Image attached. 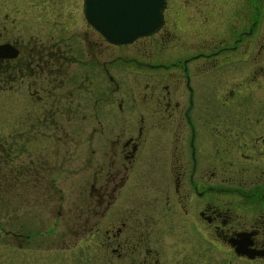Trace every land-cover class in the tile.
Returning a JSON list of instances; mask_svg holds the SVG:
<instances>
[{"label":"flooded vegetation","instance_id":"af4514ba","mask_svg":"<svg viewBox=\"0 0 264 264\" xmlns=\"http://www.w3.org/2000/svg\"><path fill=\"white\" fill-rule=\"evenodd\" d=\"M203 2L209 23L178 17L172 30L164 14L140 37L141 58L125 51L100 60V33L86 20L96 38L84 45L75 33L65 37V24L54 34L49 26L46 43L25 41L16 26L0 41L16 50L0 57V82H24L40 97L44 79L46 131L68 154L85 137L90 149L76 169H90L89 180L63 188L46 173V203L58 206L53 226L71 231L57 230L53 247L46 228V254L61 250L73 264H264V0ZM235 12L248 20L225 28ZM116 58L132 62V81L119 76ZM1 157L0 187L21 174L3 170ZM5 235L28 248V232Z\"/></svg>","mask_w":264,"mask_h":264},{"label":"rangeland","instance_id":"374dc122","mask_svg":"<svg viewBox=\"0 0 264 264\" xmlns=\"http://www.w3.org/2000/svg\"><path fill=\"white\" fill-rule=\"evenodd\" d=\"M81 1L0 0V30H3L4 25L9 28L7 34H4L5 32L2 34L0 41L12 38L14 35L12 27L16 26L20 28L18 32L25 38V41L27 38L33 37L35 42L46 43L48 27L52 28L49 33L54 34V32H58L60 26L65 24L68 30L65 37L75 33L80 45L91 42V38L95 39L96 37L84 19ZM183 1L184 8L176 9V0H167L164 14L168 17L166 26L169 29L175 30L174 19H178V17L179 21L186 20L187 17L192 18V15L199 18L197 21L206 20L202 14L207 7L204 0ZM63 3L66 4V7H63ZM233 16L235 17L230 15L224 20L225 28L230 27L231 19H239L240 23L248 20L246 16L242 17L238 12H235ZM209 22L210 20H206V23ZM260 27L264 31L263 21ZM216 30L215 28L209 30L205 35L209 36L212 31ZM16 32L17 30H15V34ZM178 33L180 32L178 31ZM55 37H58V34ZM140 39L121 47L108 44L100 35L97 39L101 49L100 60L108 55L112 57L118 54L124 55L125 51H129V55L141 58L142 56L137 50L141 44ZM151 49L149 50L153 52L154 48ZM124 58L131 59L128 55H125ZM113 64L122 65L124 71L122 69L118 71V68H115L116 73L120 72L119 76H122L125 81H132L130 76L135 73L131 70L133 66L131 61L116 58ZM116 73L114 72V75ZM42 80L38 78L37 82L39 87L37 94L40 97L35 93L29 94L24 82L20 84L17 83L18 81L11 82V88L0 82V152L2 153L1 159L6 163L3 170L21 172L17 177L5 178V185L0 187V264H15L16 257L19 260L21 256L26 260V263L17 264H39L38 260L34 261L38 257L40 259L44 257L46 264H73L71 261L68 262L67 258L63 259L64 255L61 250L50 249L46 254V228L49 229L47 239L53 247L59 245V243H55L58 242L57 230H64V234L67 231V235L71 232L63 221L53 226L57 219L55 215L58 206L53 200L46 203V180H48L46 173L48 178L50 177V182L63 188L74 185L78 179L89 180L91 178L90 169H88L89 171L83 170V172L77 170L78 173L76 169L88 161L90 149L85 137L78 149L73 146V142L69 143L67 151L70 152L68 154L64 151L66 146L61 144L62 141L60 143L53 141L57 136H55V132L50 134V131H46V89H44L46 82L44 79ZM69 134L74 137L73 139L77 138L74 131H69ZM63 156V162L60 163ZM67 195L66 200L75 196ZM16 221H18V226L15 225ZM12 229H21L24 233L28 232L31 235L28 246H25L28 248L17 247L15 240L11 236L5 235V231Z\"/></svg>","mask_w":264,"mask_h":264},{"label":"water","instance_id":"95a60500","mask_svg":"<svg viewBox=\"0 0 264 264\" xmlns=\"http://www.w3.org/2000/svg\"><path fill=\"white\" fill-rule=\"evenodd\" d=\"M165 5L166 0H83V13L108 42L126 44L162 25ZM15 54L10 43L0 44V57Z\"/></svg>","mask_w":264,"mask_h":264}]
</instances>
